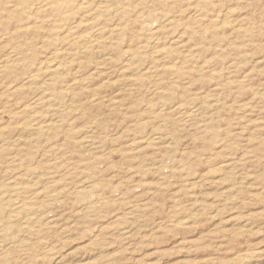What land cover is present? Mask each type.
Wrapping results in <instances>:
<instances>
[{
  "label": "rangeland",
  "instance_id": "374dc122",
  "mask_svg": "<svg viewBox=\"0 0 264 264\" xmlns=\"http://www.w3.org/2000/svg\"><path fill=\"white\" fill-rule=\"evenodd\" d=\"M0 264H264V0H0Z\"/></svg>",
  "mask_w": 264,
  "mask_h": 264
},
{
  "label": "bare ground",
  "instance_id": "6f19581e",
  "mask_svg": "<svg viewBox=\"0 0 264 264\" xmlns=\"http://www.w3.org/2000/svg\"><path fill=\"white\" fill-rule=\"evenodd\" d=\"M37 2V1H36ZM38 2H39V0H38ZM22 6V5H21ZM33 6V5H32ZM32 11V10H31ZM3 20V19H2ZM154 58V57H153ZM5 63V62H4ZM57 67V66H56ZM47 70H50V69H52L53 68V66H47V67H45ZM45 71V70H44ZM50 122V121H49ZM37 127H39V126H37ZM35 128H36V126H35ZM90 144V143H89ZM88 145V144H87ZM223 169V168H222ZM229 169V168H228ZM67 180V179H66ZM87 189V188H86ZM10 198V197H9ZM11 200V199H10ZM14 208V207H13ZM135 209V208H134ZM21 210V209H20ZM131 211V210H130ZM133 213H134V211H132ZM9 214V213H8ZM127 220V219H126ZM185 222V221H184ZM242 263V262H241Z\"/></svg>",
  "mask_w": 264,
  "mask_h": 264
}]
</instances>
